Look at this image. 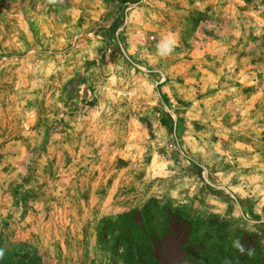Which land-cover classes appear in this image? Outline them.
Instances as JSON below:
<instances>
[{
  "label": "rangeland",
  "instance_id": "rangeland-1",
  "mask_svg": "<svg viewBox=\"0 0 264 264\" xmlns=\"http://www.w3.org/2000/svg\"><path fill=\"white\" fill-rule=\"evenodd\" d=\"M191 224L264 254V0H0L4 264H191Z\"/></svg>",
  "mask_w": 264,
  "mask_h": 264
},
{
  "label": "trees",
  "instance_id": "trees-1",
  "mask_svg": "<svg viewBox=\"0 0 264 264\" xmlns=\"http://www.w3.org/2000/svg\"><path fill=\"white\" fill-rule=\"evenodd\" d=\"M162 217L164 221H169L170 217L164 211ZM192 228L188 231V244L183 246V250L186 253L185 259L188 260L191 264H253L258 262L259 264H264V254L259 247L255 250L247 249L246 255L243 257H237L238 251H233L232 247L235 241L230 243L227 241L228 235H222L218 231H198V225L191 224ZM143 225L136 226L134 231H126L125 236L128 238H133V232H138L139 239L141 241L149 244V239L147 233L141 235V233L149 232L151 229ZM142 230V231H140ZM241 237L246 239V243H249V235L241 233L238 234V241L241 242ZM222 239L224 241L222 242ZM147 248V247H146ZM257 251V252H256ZM251 253V254H249ZM0 264H4V261L0 259Z\"/></svg>",
  "mask_w": 264,
  "mask_h": 264
},
{
  "label": "clouds",
  "instance_id": "clouds-1",
  "mask_svg": "<svg viewBox=\"0 0 264 264\" xmlns=\"http://www.w3.org/2000/svg\"><path fill=\"white\" fill-rule=\"evenodd\" d=\"M234 246L237 247L240 252H244L245 251L243 246H239L238 244H235V243H234ZM0 254H2V253H0ZM249 254H251V253H249Z\"/></svg>",
  "mask_w": 264,
  "mask_h": 264
}]
</instances>
